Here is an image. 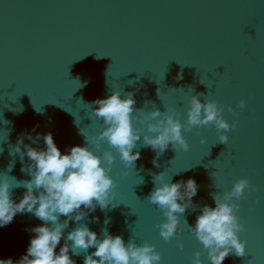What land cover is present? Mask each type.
<instances>
[{"label":"water","instance_id":"1","mask_svg":"<svg viewBox=\"0 0 264 264\" xmlns=\"http://www.w3.org/2000/svg\"><path fill=\"white\" fill-rule=\"evenodd\" d=\"M116 90L122 98L133 94V122L142 133L143 116L154 109L172 110L185 122L193 95L215 100L234 127L225 144L214 123L193 126L183 132L187 150L170 145L159 155L141 136L133 149L140 158L129 167L112 149L113 203L120 204L97 206L83 221H70L64 235L84 223L98 234L108 228L125 242L154 244L160 264H193L196 251L211 264L188 226L203 205L215 206V195L247 177L250 187L235 201L246 253L233 249L223 264H264V0H0V174L14 182L30 178L15 152L21 134L36 147L28 133L51 131L62 152L89 141L102 155L107 141L98 147L93 140L106 125L92 102ZM162 171L169 182L192 177L199 186L180 218L188 226L167 241L159 230L166 218L148 200ZM24 192L13 187L11 194L18 200ZM40 223L17 214L0 228V258L18 260L32 235L26 229ZM70 255L83 264V251L70 248Z\"/></svg>","mask_w":264,"mask_h":264},{"label":"clouds","instance_id":"2","mask_svg":"<svg viewBox=\"0 0 264 264\" xmlns=\"http://www.w3.org/2000/svg\"><path fill=\"white\" fill-rule=\"evenodd\" d=\"M92 103L97 105L94 115L106 125L93 140L98 147L102 141H107L109 147L102 155L88 146L89 141L88 145H72L62 152L51 131L36 137L28 133V139L36 147L24 144V134L18 137L15 152L19 153L21 164H26V169L22 167L21 170H27L30 178L14 182L8 175L0 174V228L9 225L17 214L30 213L42 223L26 229L32 235L26 252L18 260L0 258V264H76L70 248L74 254L85 253L83 264H160L162 256L154 244H141L134 239L125 242L121 234H112L108 228L98 234L84 223H78L66 236L65 229L69 228L70 221H83L89 213L96 211L97 206L103 210L109 205L115 208L120 204L113 203L116 181L110 175V169L116 156L112 149L129 167L140 158V151L133 149L141 136L145 145L159 155L170 145L174 149L187 150L189 144L183 132L190 131L193 126L214 123L219 142L225 144L229 139L228 130L234 127V123L230 124L223 117V109L215 100L202 101L198 95L191 97L187 119L183 123L172 110L154 109L145 113L143 121L147 131L143 133L133 122L136 103L133 94L122 98L116 90ZM239 106L243 108L245 101L241 100ZM229 111L234 110L229 108ZM41 141L43 146H40ZM21 145L25 151H21ZM153 182L156 186L148 200L157 205L166 218L159 224V230L167 241L187 225L186 221L182 225L180 218L192 205L199 186L192 177L169 182L163 171L153 176ZM13 187L25 189L18 200L12 197ZM249 187L247 177L237 179L230 191L214 196V207L203 205L195 224L187 225L207 250L211 264H223L233 249L238 256L246 253V241L239 238L245 225L237 215L239 204L235 201L243 197ZM62 216L65 217L63 220ZM108 223L106 219L105 224ZM62 238L64 243L57 252ZM180 247H183L182 243ZM90 248L93 251L89 252ZM200 257L201 252L196 251L193 264H204ZM248 264L255 262L249 260Z\"/></svg>","mask_w":264,"mask_h":264}]
</instances>
